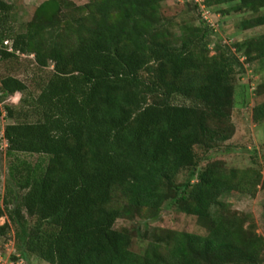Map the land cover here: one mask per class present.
I'll list each match as a JSON object with an SVG mask.
<instances>
[{"label":"trees","instance_id":"16d2710c","mask_svg":"<svg viewBox=\"0 0 264 264\" xmlns=\"http://www.w3.org/2000/svg\"><path fill=\"white\" fill-rule=\"evenodd\" d=\"M201 2L264 8V0ZM159 7L160 0H45L24 30L10 35L11 4L0 0V38L13 41V52L0 60L18 51L52 67L36 95L24 96L19 78L0 79V102L15 118L1 133L9 178L0 237L13 226L14 261L18 254L48 264H264L263 237L221 199L231 191L251 194L259 172L221 160L198 169L195 151L232 136L236 52L264 57V33L209 54L208 25L184 24L174 41ZM244 25H264V12ZM16 93L20 107L11 104ZM174 96L190 103H174ZM251 118L264 119V101ZM166 206L195 216L206 233L159 229L142 253L133 251L132 238L146 232L116 228V220H157Z\"/></svg>","mask_w":264,"mask_h":264},{"label":"rangeland","instance_id":"374dc122","mask_svg":"<svg viewBox=\"0 0 264 264\" xmlns=\"http://www.w3.org/2000/svg\"><path fill=\"white\" fill-rule=\"evenodd\" d=\"M11 4L9 12L8 28L10 35L24 30L25 24L31 19L34 9L45 0H5ZM75 6H82L89 0H70ZM236 3H224L206 7L201 0H160L159 12L163 21L169 26L172 39L176 41L179 29L184 24L197 25L204 23L211 29L204 41L207 43L209 54L214 53L216 45L228 46L234 51L233 44L243 43L250 38L264 33V25L245 27L244 22L262 14L264 8L257 11L246 9L235 10ZM78 10L68 9L70 13ZM241 63V69H237L233 75V106L231 121L234 125L232 136L224 141L214 143L209 149H195L197 152V168L207 162L221 160L227 168L254 169L260 174V182L251 194L237 191L227 192L221 199L227 203L229 209L248 216L254 229L264 239V119L254 122L251 118L252 107L264 101V91L259 88L264 82V57H248L243 50L236 52ZM52 71V67L41 68L37 66L32 54H19L9 59L0 60V79L10 75L21 79L27 86L24 96L36 95ZM22 95L16 93L11 99V104L18 105ZM174 103L189 104L190 101L174 96ZM20 107V105H18ZM15 121L7 118L3 105L0 102V198L6 192L9 159L5 155V141L1 137L5 124ZM18 157L29 163L37 160L35 154H18ZM186 171L177 176V181H183ZM5 217L0 218L3 223ZM138 226L140 233L146 232V237L135 236L131 241V249L142 253L151 233L159 229L187 231L197 234H205L206 230L201 226L196 217L177 211L166 206L162 209L157 220H146L143 216L130 217L122 215L115 222L116 228H129ZM14 228L9 226L5 236L0 237V255L8 263L14 261ZM14 243V242H13ZM16 260L21 259L20 264L27 260L29 264H48L47 262L28 255L22 258L15 255ZM264 257V253H263ZM264 259V258H263Z\"/></svg>","mask_w":264,"mask_h":264},{"label":"built area","instance_id":"2783aa9c","mask_svg":"<svg viewBox=\"0 0 264 264\" xmlns=\"http://www.w3.org/2000/svg\"><path fill=\"white\" fill-rule=\"evenodd\" d=\"M3 52H13V41L10 38H0V56ZM15 54L19 55L18 51H14ZM0 96H1V91H0ZM12 244L13 241H12ZM21 259L18 258L17 261H11L8 263L7 260H3L1 255H0V264H20Z\"/></svg>","mask_w":264,"mask_h":264}]
</instances>
